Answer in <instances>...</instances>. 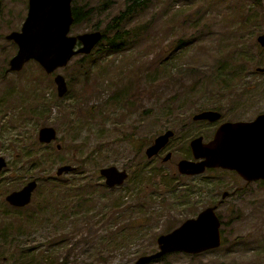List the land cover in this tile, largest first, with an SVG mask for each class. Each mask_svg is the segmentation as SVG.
I'll use <instances>...</instances> for the list:
<instances>
[{"label":"rangeland","instance_id":"obj_1","mask_svg":"<svg viewBox=\"0 0 264 264\" xmlns=\"http://www.w3.org/2000/svg\"><path fill=\"white\" fill-rule=\"evenodd\" d=\"M124 1L71 0L93 12L73 22L70 33L102 31ZM26 11L27 0H0V264H60L63 258L67 264H133L141 250L157 249L159 233L213 202L221 221L218 246L167 252L143 264H264V180L239 176L242 183L234 187L228 169L181 174L176 167L180 158H193V136L207 138L222 120L264 111V73L256 68L264 65L256 40L264 28V0H145L129 18V37L118 50L91 59L76 54L51 73L33 59L5 72L16 50L6 34L20 27ZM162 58H172L165 62L170 68L199 63L197 74L166 78ZM85 68L92 69L87 81ZM57 71L67 81L62 96L53 80ZM209 108L221 112L218 120L193 118ZM42 125L55 127L54 140H38ZM167 128L174 134L165 149L148 156L146 145ZM167 150L171 157L164 161ZM63 163L75 165L74 171L57 175ZM108 164L129 172L122 185H105L98 170ZM78 172L82 179L73 177ZM33 177L31 201L10 205L6 194ZM224 190L231 193L222 199ZM119 219L132 220L122 249L111 242ZM144 237L142 249L134 241Z\"/></svg>","mask_w":264,"mask_h":264},{"label":"water","instance_id":"obj_2","mask_svg":"<svg viewBox=\"0 0 264 264\" xmlns=\"http://www.w3.org/2000/svg\"><path fill=\"white\" fill-rule=\"evenodd\" d=\"M74 21L71 0H27V11L19 30H11L6 38L16 43V51L9 57L5 71L18 70L24 63L33 59L46 72L64 66L76 54H87L102 38L100 29L70 33V25ZM259 45L264 46V31L256 36ZM257 70L264 71L263 66ZM53 80L59 95L67 90V81L61 72H55ZM221 113L217 109H203L193 114V118L219 119ZM173 134L171 128L158 133L145 148L148 156L157 153L164 147ZM56 137V129L52 125L39 127L37 138L49 142ZM57 146L59 144L57 143ZM193 158H180L176 162L177 171L182 174H194L208 167H224L235 169L246 179L264 178V111L251 119L224 120L217 127L214 137L203 141L200 135L189 140ZM170 151L162 157L169 159ZM5 158L0 155V168ZM74 166L63 163L56 167V174L69 171ZM107 186L121 184L127 176L124 168L114 164L99 168ZM119 174V175H118ZM104 175V176H103ZM32 179L18 189L9 191L5 198L15 206H23L30 202L36 187ZM226 192L223 193V195ZM216 204L207 205L195 216L185 218L180 224L167 232L156 236L157 249L154 252L140 254L133 264H143L167 252L184 251L197 253L216 247L221 242L220 218L215 211Z\"/></svg>","mask_w":264,"mask_h":264},{"label":"trees","instance_id":"obj_3","mask_svg":"<svg viewBox=\"0 0 264 264\" xmlns=\"http://www.w3.org/2000/svg\"><path fill=\"white\" fill-rule=\"evenodd\" d=\"M144 1L145 0H125L124 1V7L122 9H120L116 14L112 15L110 17V19L106 22V25H105L104 29L102 30V32H103L102 38L96 44L95 48H93L91 50V52H89L87 54H82V58L91 59L93 56L97 55L99 52L111 53L113 51L118 50L120 48V46H122L123 43L125 44L126 40L129 37L128 28L126 27V24L129 20V18L132 16V14L135 11H137L138 9H140V5ZM74 2H75V0H74ZM71 9H72V14L74 16L73 22L82 21L85 19L87 20L88 17L93 12L92 6H90L88 4L87 7H83V3L79 4V2H78V4L74 3V5H71ZM86 23H88V25H92V27H94V28H98L97 22H93V23L86 22ZM182 44H183V38L179 37L177 45H182ZM171 59L172 58H162V75L164 77L170 78L173 76H186V75L197 74L196 67L199 66V63L195 64V62H197V61L194 62L195 66L191 65L192 67H187L189 65H187L186 62H183V63L175 62L177 65H174L171 68L169 66H165V62H169ZM94 61H93V63H94ZM87 62L86 63L84 62V64H87ZM96 64H98V62H96ZM192 69H194L195 71H191ZM91 70L92 69H90V68H85L86 81L88 80L89 73L91 72ZM235 74H237V72L232 73L231 76H233L234 79L238 82L240 78L238 79V76ZM230 81L233 82V80H231V79H230ZM232 82H230V85L233 84ZM87 156L90 158L91 154L87 153ZM89 162H90V159L88 161H84V164H87ZM79 173L80 172H78L73 177H76L77 175H79ZM82 177H83V175H79L80 179H82ZM85 184H89V183H85ZM78 187H82V185H80ZM86 187L91 189V187H89V186H86ZM104 189L108 190L106 187ZM110 189H112V188H110ZM150 194L152 195L153 193L151 192ZM109 205H112L113 207L118 208L122 204L120 202H117V203L113 202L112 204H109ZM85 212H87V213L90 212V206L85 210ZM118 214H120V217L124 215L121 213H118ZM92 221H93V225H95L98 220H92ZM131 221L132 220H120V219L114 220V222L111 226L112 229H117L114 234H111V242H112L114 248L122 249V248L128 247L127 241L129 239V237L127 235H125L124 232L127 229V226L130 225ZM93 225H89V227L91 228ZM85 226L88 227L87 224ZM95 229H97V226L95 227ZM156 233L157 232H154L152 234L151 243L154 241ZM87 238L89 240L92 239L90 237H87ZM125 239H127V240H125ZM137 240H140L139 241L140 245H143L142 249L145 248L146 245H144V244L146 242V238L144 237V239H136L134 242L137 243L138 242ZM22 249L26 250L27 252L33 251L32 246L27 247V248H22ZM148 249H150V248H145V250H141V252L145 253ZM12 254H13V251H12ZM6 257H8V260H10V261L13 260V258L10 256V254H7ZM13 263H15V262L13 261ZM59 263L60 264H67L65 258H63Z\"/></svg>","mask_w":264,"mask_h":264},{"label":"flooded vegetation","instance_id":"obj_4","mask_svg":"<svg viewBox=\"0 0 264 264\" xmlns=\"http://www.w3.org/2000/svg\"><path fill=\"white\" fill-rule=\"evenodd\" d=\"M24 19V18H23ZM23 21V20H22ZM21 24H22V22H21ZM20 27H21V25H20ZM20 27L18 28V29H16V30H19L20 29ZM13 30H15V29H13ZM264 31V28L262 29V31L260 32V33H262ZM14 42V41H13ZM15 43V42H14ZM16 44V43H15ZM262 48H264V46H262V45H260ZM16 51V50H15ZM6 69V68H5ZM5 71V70H4ZM261 71V70H260ZM6 72V71H5ZM8 72V71H7ZM261 72H263L264 73V71H261ZM56 85V84H55ZM67 89H68V86H67ZM56 90H57V88H56ZM67 91V90H66ZM66 91H65V93H66ZM57 94H58V91H57ZM64 94V93H63ZM62 94V95H63ZM62 95H59L58 94V96H62ZM212 109H216V108H212ZM263 112V111H262ZM221 113V112H220ZM251 119V118H250ZM197 120H208L209 122H214L215 120H210V119H208V118H200V119H197ZM218 120V119H217ZM225 120H228V119H225ZM229 120H232V119H229ZM234 120H236V119H234ZM222 121H224V120H222ZM221 121V122H222ZM221 122H219L218 123V125L217 126H215L214 128H213V130H212V133L206 138V137H204L202 134H197V135H200L201 137H202V140L203 141H208V140H210V139H212L213 137H214V134H215V131H216V129H217V127L219 126V124L221 123ZM43 126V125H42ZM41 127V126H40ZM54 127V126H53ZM55 128V127H54ZM173 134H174V131H173ZM172 134V135H173ZM197 135H195V136H197ZM194 137V136H193ZM56 138V137H55ZM191 139V138H190ZM54 140V139H53ZM52 141V140H51ZM42 142V141H41ZM50 142V141H49ZM152 142V141H151ZM150 142V143H151ZM149 143V144H150ZM148 145V144H147ZM146 145V146H147ZM166 145H167V143H166ZM165 145V146H166ZM165 146L164 147H161V148H159L158 149V151H157V153H155V155H159L160 153H161V151H163L164 149H165ZM190 147V146H189ZM144 151H145V149H144ZM167 151H170V150H167ZM166 151V152H167ZM171 152V151H170ZM192 153V152H191ZM164 156V155H163ZM170 157H171V155H170ZM169 157V158H170ZM163 160V159H162ZM168 160V159H167ZM165 161V160H164ZM70 164V163H69ZM71 165H73V164H71ZM108 165H110V164H108ZM74 166V168H75V165H73ZM103 166H106V165H103ZM102 166H100L99 168H101ZM73 168V169H74ZM119 168V167H118ZM214 168H223V169H228V172H229V174L228 175H226L227 177H231V174H233L234 175V178H232L231 179V181H230V183L231 184H233V186L234 187H240V185H241V183H242V181L240 180V178H239V176L241 177V178H243V179H245V180H247V181H252V180H258V182H261L262 180H264V178H255V179H246V178H244L243 176H241L235 169H230V168H224V167H214ZM73 169H70L69 170V172L70 171H73ZM124 169H126V168H124ZM127 171V170H126ZM98 173H99V170H98ZM180 173V172H179ZM182 174V173H181ZM57 175H59V174H57ZM104 176V175H103ZM128 176H129V172L127 171V176H126V178L124 179V181L128 178ZM32 179H35L36 180V182H38L37 181V179L35 178V177H33V178H29L28 180H26L21 186H23L25 183H27L28 181H30V180H32ZM103 179L105 180V176L103 177ZM124 181L121 183V184H114V186H116V185H122L123 183H124ZM110 187H112V186H110ZM20 188V187H19ZM16 189H18V188H16ZM224 192H226L224 195H223V193ZM231 193V191L230 190H224L223 192H222V199H224L225 197V195L227 194V193ZM33 193V192H32ZM31 198H32V196H31ZM221 199V200H222ZM31 201V200H30ZM9 203V202H8ZM10 204V203H9ZM28 204V203H27ZM212 204H216L215 202H213ZM212 204H210V205H212ZM10 205H12V204H10ZM13 206H15V205H13ZM216 211V210H215ZM216 213H217V211H216ZM218 214V213H217ZM218 216H219V214H218ZM219 218H220V216H219ZM220 228V227H219ZM220 234H221V229H220ZM222 236V235H221ZM146 253V252H145Z\"/></svg>","mask_w":264,"mask_h":264},{"label":"bare ground","instance_id":"obj_5","mask_svg":"<svg viewBox=\"0 0 264 264\" xmlns=\"http://www.w3.org/2000/svg\"><path fill=\"white\" fill-rule=\"evenodd\" d=\"M118 175H119V174H118ZM106 177H107V176H106V174H105V179H106Z\"/></svg>","mask_w":264,"mask_h":264}]
</instances>
